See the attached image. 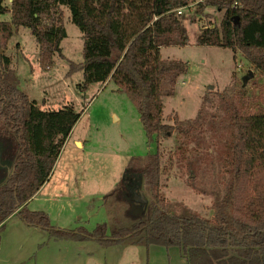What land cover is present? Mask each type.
<instances>
[{
    "label": "trees",
    "instance_id": "trees-1",
    "mask_svg": "<svg viewBox=\"0 0 264 264\" xmlns=\"http://www.w3.org/2000/svg\"><path fill=\"white\" fill-rule=\"evenodd\" d=\"M4 1L0 0V16L11 18L0 19V44L17 27L29 28L42 70L53 65L55 54L63 57L62 7L68 9L81 29L83 50L81 61L68 60L66 74L82 72L78 85L82 91L92 83L112 80L133 101L146 143L155 144L156 150L129 158L123 178L105 198L108 221L91 230L52 225L48 213L31 210L28 204L49 178L80 114L72 105L37 109L35 100L19 87L11 57L1 52L0 237L5 222L15 215L44 231L47 239L93 240L105 247L176 246L188 264H264V106L248 112L245 92L232 95L226 90L220 94L219 109L225 111L221 125L209 117L204 99L194 118L175 116L173 123L164 122L162 98L174 94L187 62L161 57L162 47L188 44L184 9L195 2L196 13L207 7L223 11L219 25L201 27L196 44L229 48L234 61L242 53L264 78V0H10L8 5ZM207 127L214 133L227 128L229 133L222 142L224 192L214 190L209 217L166 199L161 181L172 168L173 155L160 147L163 139L176 133L181 151L198 143ZM189 165L193 179L195 168Z\"/></svg>",
    "mask_w": 264,
    "mask_h": 264
},
{
    "label": "rangeland",
    "instance_id": "rangeland-1",
    "mask_svg": "<svg viewBox=\"0 0 264 264\" xmlns=\"http://www.w3.org/2000/svg\"><path fill=\"white\" fill-rule=\"evenodd\" d=\"M4 3L8 5L10 0ZM62 9L64 37L60 47L63 57L55 54L49 69L40 68L37 43L26 27H17L9 40L1 41L0 53L11 57L19 87L35 100L37 109L48 111L72 105L80 114L49 178L31 198L28 208L48 213L54 226L72 229L82 225L91 230L96 223L110 219L105 198L123 178L129 158L154 152L156 145L146 143L133 101L112 80L104 84L92 83L82 91L78 88L83 79L82 72L66 74L68 60L75 63L82 60L83 37L70 11L65 7ZM184 10L188 44L161 48L162 58L187 62V71L178 78L174 94L162 98L163 121L171 124L175 116L194 118L204 99L209 117L213 115L214 121L221 125L225 111L219 109L220 94L226 90L232 95L240 90L245 92L246 111L262 108L264 78L242 53L238 52L234 61L229 48L196 44L201 27L219 25L223 11L207 7L202 13H196L195 2ZM192 16L195 22H191ZM10 18V14L0 16L5 21ZM249 72L253 75L244 82ZM214 131L207 127L198 143L191 142L181 151L176 133L163 139L160 146L173 155L172 168L162 175L161 181L166 199L206 217L212 214L214 190L223 194L227 178L222 142L229 133L227 128L224 132L222 128ZM189 164L195 168V179H191ZM193 182L195 186L191 185ZM0 264L188 263L176 246L118 244L105 247L93 240L47 239L44 231L25 224L14 215L5 222L1 232Z\"/></svg>",
    "mask_w": 264,
    "mask_h": 264
},
{
    "label": "water",
    "instance_id": "water-1",
    "mask_svg": "<svg viewBox=\"0 0 264 264\" xmlns=\"http://www.w3.org/2000/svg\"><path fill=\"white\" fill-rule=\"evenodd\" d=\"M252 75H253V72H249V74L246 77H244V82H246L247 79L250 78Z\"/></svg>",
    "mask_w": 264,
    "mask_h": 264
},
{
    "label": "crops",
    "instance_id": "crops-1",
    "mask_svg": "<svg viewBox=\"0 0 264 264\" xmlns=\"http://www.w3.org/2000/svg\"><path fill=\"white\" fill-rule=\"evenodd\" d=\"M114 115H115V116L117 117V119H118L117 114L113 113V116H114ZM78 141L81 142L80 140H76V142H78ZM81 143H82V142H81ZM12 216H14V215H12ZM12 216H11V217H12ZM11 217H10V218H11ZM10 218H9V219H10ZM9 219H8V220H9Z\"/></svg>",
    "mask_w": 264,
    "mask_h": 264
},
{
    "label": "bare ground",
    "instance_id": "bare-ground-1",
    "mask_svg": "<svg viewBox=\"0 0 264 264\" xmlns=\"http://www.w3.org/2000/svg\"><path fill=\"white\" fill-rule=\"evenodd\" d=\"M78 146H80L79 144H77Z\"/></svg>",
    "mask_w": 264,
    "mask_h": 264
}]
</instances>
